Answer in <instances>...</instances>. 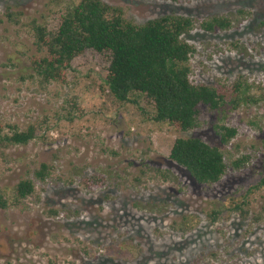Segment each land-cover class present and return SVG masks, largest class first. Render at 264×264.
<instances>
[{
  "label": "rangeland",
  "instance_id": "374dc122",
  "mask_svg": "<svg viewBox=\"0 0 264 264\" xmlns=\"http://www.w3.org/2000/svg\"><path fill=\"white\" fill-rule=\"evenodd\" d=\"M137 25L166 15L190 17L184 37L197 53L195 84L264 88V0H102ZM80 0H0V126L36 128L26 146L0 149V264H264V91L235 111L200 106L196 128L154 123L152 105L120 103L106 85L109 56L87 50L67 82L42 84L30 60L40 55L33 23L56 31ZM229 17L230 30L200 23ZM237 130L223 145L217 127ZM179 138H199L225 154L226 175L195 182L170 160ZM248 158L245 167L232 163ZM46 164L50 175L37 180ZM35 191L14 205L22 180ZM249 191L252 193H249ZM248 194L245 215L232 200ZM218 213L213 220L211 213Z\"/></svg>",
  "mask_w": 264,
  "mask_h": 264
},
{
  "label": "trees",
  "instance_id": "16d2710c",
  "mask_svg": "<svg viewBox=\"0 0 264 264\" xmlns=\"http://www.w3.org/2000/svg\"><path fill=\"white\" fill-rule=\"evenodd\" d=\"M179 2L180 0H169ZM233 26L229 17H212L200 23L207 33L227 31ZM196 27L194 19L166 15L137 25L125 17L122 8L102 0H80L70 5L61 16L56 31L46 25L33 23L35 43L40 55L31 58V67L42 84H65L72 61L93 50L109 56L106 78L108 91L120 103L136 104L133 96L144 97L153 107L151 120L168 124L176 132H187L197 127L200 106L211 110L226 108L235 111L242 105L258 104L254 89L264 88L238 81L231 87L195 84L191 80L190 61L196 48L184 40ZM3 134L0 126V149L4 146H26L36 138V128L21 131L9 126ZM223 145L237 135V130L217 127ZM170 160L184 168L198 184L218 183L227 173L225 154L199 138H179L170 151ZM248 158L232 163L234 169L245 167ZM50 175L46 164L35 173L37 180L45 181ZM264 183V181H263ZM35 191L34 182L26 179L15 188L14 205L26 200ZM249 193H252V191ZM248 194L232 200L231 211L245 215L249 206ZM10 204L0 191V209ZM247 211V212H246ZM216 220L218 213H211Z\"/></svg>",
  "mask_w": 264,
  "mask_h": 264
}]
</instances>
